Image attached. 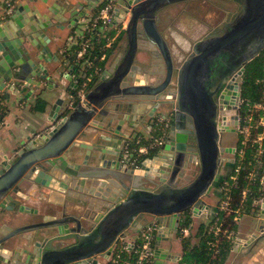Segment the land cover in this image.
Masks as SVG:
<instances>
[{"label": "water", "instance_id": "1", "mask_svg": "<svg viewBox=\"0 0 264 264\" xmlns=\"http://www.w3.org/2000/svg\"><path fill=\"white\" fill-rule=\"evenodd\" d=\"M181 1L188 0H121L123 6H115L111 18L114 26L127 20V48L113 71L106 69L102 75H109L101 76V82L83 98L73 96L71 89L77 88V82H70L68 94L73 106H64L63 99L56 98L47 125L0 162V264H102L99 259L109 260L127 233L135 241L140 231L156 223L158 241L168 222L175 233L184 212L201 215L213 207L203 200L218 177L217 106L213 97L229 77L233 81L241 76L245 65L264 49V0H238V10L229 20L194 40L179 66L174 91L167 92L172 56L156 21L163 7ZM71 6L64 22L76 31L79 18L85 15L79 14L78 3ZM94 6L91 3L87 8ZM23 9L22 4L16 6L0 22L1 115L7 112V104L20 101L26 90L28 95H41L72 81L75 68L67 55L60 60L51 52L47 35L39 43L33 36L35 31L40 34L51 26L63 29L65 25L51 17L40 26L24 27L19 17ZM3 26L10 31L6 33ZM139 33L151 48L139 46ZM139 50L146 52L150 61L159 56L165 76L137 80L135 57ZM142 69L151 75L157 73ZM166 112L172 114V120L164 129ZM182 118L188 119L187 125ZM138 127L150 131L155 127L162 140L131 164L124 151L132 150ZM188 133L194 135L192 146L187 144ZM187 147L195 150L200 170L189 183L179 185L187 166L181 158ZM22 184L64 188L75 213L67 212L69 201L62 202L61 209L51 208L39 221L9 226L4 222H9L7 212H38L17 200L22 196ZM86 205L93 208L91 213L85 212ZM261 207L259 219L264 218V198ZM145 216L150 221L143 223ZM259 231L249 240L264 238L262 225ZM24 232L33 235L22 246L4 247ZM159 252V248L154 249V258Z\"/></svg>", "mask_w": 264, "mask_h": 264}, {"label": "crops", "instance_id": "2", "mask_svg": "<svg viewBox=\"0 0 264 264\" xmlns=\"http://www.w3.org/2000/svg\"><path fill=\"white\" fill-rule=\"evenodd\" d=\"M100 1L101 0H46L45 2L43 0H0V13L5 11L7 4L11 5L12 7L10 13H12L16 6L22 4L26 7V9L21 11L19 17L24 27H30V25L40 26L41 24H44V22L48 21L51 17L57 18L61 24L63 23L65 25L63 29L51 26L46 31H44V33L41 32L39 34V32H33V36L35 42L39 43L43 42L44 36L47 35L49 38L48 42H46L47 46L51 52L56 54L58 59L61 60L63 59L64 55H67L68 58L71 54L74 56L75 50L78 47L77 44L80 39L82 32L81 30H83L85 24L88 23L92 14L96 11ZM215 1L216 0L181 1L169 4L161 9L162 11H160V13L157 15V27L163 34L168 46H170L173 56L181 58L182 54L179 53V48H177V45L172 44L169 41L170 36L180 39L181 37L179 36V33L183 35L189 33L191 37H193V31H199L200 36H196L195 38H200L208 31L216 28V26L219 25V22L223 23L227 21L226 19L222 20L223 17L225 18L224 15L228 13L233 15L239 7L238 0H219L221 3L225 4L224 6L220 7L215 4ZM77 3L81 6L79 14L85 16L83 18H79L80 25L77 26L75 31L73 27L67 28L64 21L69 18V12L66 10L67 7ZM91 3H93L95 6L91 9H88L87 6ZM180 3H184L185 6H183V9L182 6H176ZM115 6L122 7L123 2H121V0H117ZM47 7L53 12H49ZM70 8H72V6ZM191 10L193 11V15H191ZM228 10L232 11L229 12ZM220 15L223 16L220 17ZM168 17L171 18V20L170 23L167 24ZM113 23L114 22L111 18V25H113ZM126 23L127 20L121 21L119 26L113 30L114 34L112 37H115L119 33L120 35H118L117 38L120 36V39L118 40L111 54L106 59L103 69L96 71V79L92 86L86 89V91L99 84L101 82V76L106 78L107 75H109V73L102 75L106 69H109L110 72H112L114 66L118 64L123 52L127 48V36L125 32ZM3 27H5L4 31H6V33L10 31V28L7 26ZM138 43L142 48H151L150 44L144 42L140 35L138 38ZM180 43L184 49L188 47L186 40L180 41ZM109 46H111V44ZM69 60L71 59L69 58ZM162 63L163 61L159 56L152 58V61H150L146 52L139 50L135 57V64H137L139 68V70L137 68L135 72L136 79L146 81V79L150 78H152V80H154L155 77L159 78V76L163 73ZM82 64H84V62ZM73 65L75 68L71 77L72 81L66 80L62 85L59 86L58 89H55L52 92L42 93L41 95H38L37 93L28 95L26 90L23 98L20 101L7 104V112L3 115L0 114V162L5 156H12L14 152L21 148L22 142H26V139L32 136L34 132L41 130L47 125L49 122L48 112L52 104H54L56 98L61 97L63 99L64 106L67 104H69L70 108L73 106L70 105L68 94V89L71 87L70 82H77L78 84V79L81 78V74L84 72L82 70L79 71L80 69L78 70L77 66L79 63L77 61L76 63L74 62ZM142 68H147L151 71L156 70L157 73H155L156 75H151L150 73L143 71ZM89 76L91 77V75ZM14 98L15 97H12L11 99L14 100ZM37 100H43L45 102L43 111L37 109ZM71 101L74 102V100ZM38 106H40V104H38ZM61 108H63V106ZM158 114L159 113H157V116H159ZM138 130V133L133 134L134 140L141 139L142 142H146L150 138L160 137V133L157 131V129H155V127H153L151 131L148 127H138ZM136 146V143L132 144V148H135ZM65 191L66 190L64 188H59L58 186H56V188L50 189L45 187L38 188L35 186L27 187L25 184H22L20 191L22 196H20L21 198H18L17 200L22 202L24 205H27L33 209H37L38 212L36 214L7 212L6 214L9 222L7 220L4 222H6L11 227H15L24 223L39 221L44 214L49 212L51 208L61 209L60 204H62V202L67 203L68 201L71 204L67 205V212L71 214L75 213V208L72 206L73 200H69V195L66 194ZM85 208V212L87 211V213H91V210L93 209L88 207V205H86ZM142 221L143 223L148 222L150 221V218L145 216L143 217ZM169 223L170 222L166 224L163 237L160 240L156 241V234L154 236V249L159 248L160 252L156 258H153L152 264H177V261L181 255L180 239L176 238L175 234L171 233L169 229ZM31 235H33L32 232H24L14 236L11 238V240H9L10 245H6L4 247L9 249L13 248L14 246H22ZM130 235L131 233H127L124 240H130ZM99 261L102 264H105L100 259Z\"/></svg>", "mask_w": 264, "mask_h": 264}, {"label": "built area", "instance_id": "3", "mask_svg": "<svg viewBox=\"0 0 264 264\" xmlns=\"http://www.w3.org/2000/svg\"><path fill=\"white\" fill-rule=\"evenodd\" d=\"M11 5L7 4V8L4 12L0 13V22L9 15L11 12ZM115 8V0H101L98 8L92 14L88 23L85 24L83 30H81L80 39L78 41V51L76 52V58H81L86 54L87 50L91 48L93 44V38L98 40L105 36V33L110 30L111 16ZM123 21V20H122ZM113 38H107L106 46L111 44ZM83 79L77 90L76 97L83 98L86 93L87 85L91 80V77L83 72L81 74ZM263 94L262 98L254 103H250L247 100L240 98L239 106L241 107V115L238 120L237 132L239 135V141L236 149V160L232 170L221 184L220 198L221 203L217 206V209L212 207L210 210L211 216L217 215L222 212V219L218 218L213 222V225L209 227L217 240L226 238L234 241L233 229L226 230L221 233L223 222L229 218L231 225H236L239 222L240 211L246 212L243 206L246 207V200L249 195L251 198V213H260L262 207V200L264 198V64H263ZM74 97H72L73 99ZM73 105V102H70ZM162 138H150L146 142H142L141 139L136 140V147L129 149L126 148L124 154L129 157L131 164H136L138 159L147 154L151 148L156 147L161 143ZM133 151V153H132ZM132 156V157H131ZM233 188L239 189L238 204L233 206ZM208 211H204L207 216ZM213 211V213H212ZM249 211V212H250ZM245 214V213H244ZM232 215V216H231ZM231 216V217H230ZM264 220V218H262ZM218 220V221H217ZM227 221V220H226ZM188 228L185 227L181 230L183 234L188 233ZM157 224L151 223L145 227L138 234L139 243L135 249L136 258L133 261L125 260L124 264H152L154 258V236L156 234ZM123 249H130L133 247L134 241L119 240ZM242 244V243H241ZM233 246V242H231ZM232 246L230 251L232 250ZM116 247V246H115ZM114 262L115 259L113 260Z\"/></svg>", "mask_w": 264, "mask_h": 264}, {"label": "trees", "instance_id": "4", "mask_svg": "<svg viewBox=\"0 0 264 264\" xmlns=\"http://www.w3.org/2000/svg\"><path fill=\"white\" fill-rule=\"evenodd\" d=\"M98 8V6H97ZM119 26V25H118ZM117 27L113 26L110 28L108 32L105 33V36L96 40L93 38V44L90 49L87 50L86 54L81 58H76V52L79 47L76 48L74 56L71 54L69 58L72 60L71 62L76 61L79 63L77 66L79 71H84L87 75H91V80L87 85V89L92 86L93 82L96 79V71L103 69L105 65V61L108 56L111 54L115 45L117 44L119 37L114 40L111 46H106L107 38L113 36L114 29ZM120 35V34H119ZM84 62V64H82ZM263 64H264V49L252 60H250L244 67V71L242 74V81L240 85V96L241 99L247 100L250 103H254L259 101L262 98L263 92ZM83 65V66H82ZM84 67V68H83ZM77 70V71H78ZM83 79H78V84L76 89H71V92L74 97H76L77 90L80 87ZM37 109L40 111L44 110L45 102L43 100H37ZM40 104V106H38ZM233 206L238 204L239 199V189L233 188ZM252 195H249L246 200V207L243 206V209H246V212L250 211ZM232 216V215H231ZM230 216V217H231ZM212 219L210 223L215 222L222 219L223 213L219 212L215 216H211ZM217 220V221H218ZM227 220V219H226ZM228 221L229 218H228ZM191 223V215L190 212H184L179 221L178 230H181L185 227H189ZM209 227L207 225L201 223L198 226L196 235L198 237V241L196 243H192L191 240L187 237L180 236L181 243V255L177 261V264H225L228 255L231 249V241L226 238H221L219 240L216 239L214 234L209 231ZM229 229H236V225L229 226ZM139 243V239L137 238L134 241V245L130 249H123L119 244L114 248V251L111 255V258L105 262V264H124L125 260L133 261L136 258L135 249ZM115 259L116 262L113 260Z\"/></svg>", "mask_w": 264, "mask_h": 264}, {"label": "flooded vegetation", "instance_id": "5", "mask_svg": "<svg viewBox=\"0 0 264 264\" xmlns=\"http://www.w3.org/2000/svg\"><path fill=\"white\" fill-rule=\"evenodd\" d=\"M116 3H117V0H115V5H116ZM160 11H162V10H160ZM160 11H159V13H160ZM231 15L232 14L230 13V18L232 17ZM113 26L114 25H112V27ZM115 27H117V26H115ZM214 30H215V28L213 30L208 31L207 33L214 31ZM118 35H119V33L115 37H112V36L110 37V38H113L111 40V44L114 42L115 39H117ZM139 35L141 38L143 37L141 35V33H139L138 36ZM184 36L185 35H183V37ZM182 40L184 41L185 39H182V38L178 39L177 37L175 38L173 36H170V38H169V41L172 44L177 45V48H179L178 49L179 53H181V54H183V52H184V49L182 52V49L180 47V45H181L180 41H182ZM168 47H169V50H170V53L172 56L173 68H172V73H171V80H170L168 86L166 87V91L167 92H173L175 87H176V81H177L176 79H177L179 66L182 64L183 60L188 56L190 51L187 54L184 53V55H182L181 58H177V57L173 56V53L171 52L172 50H171L170 46H168ZM163 72H164V69H163ZM163 74L165 76L166 72ZM155 78L158 79L157 77H155ZM241 78H242V75L236 76L234 78V80L232 81L233 77L232 76L229 77L228 81L223 85L221 90H219V92L213 97V99L216 103V106H217L215 118H216L217 129H218L217 144H218V148H219V150H218L219 151L218 152L219 153L218 154V177H217V180L214 182L213 187L220 185V183H222L226 179V177L228 176V174L232 170L233 165H234L235 160H236V149H237V145H238V141H239V135L237 132V125H238L239 117H240L241 112H242L241 107L239 106V100L241 98V96H240V85H241V81H242ZM236 86H237V91H235ZM172 99L175 100V97H173ZM172 106H173V103L169 104L167 106L168 111H169V109L172 108ZM235 118H237L236 119L237 125L234 124ZM171 120H172V114H170L169 112L168 113L166 112L165 117L163 119V123H162V126L164 127V129L166 127L170 126ZM181 121L185 125H187V123H188L187 118H182ZM191 122L193 123V119ZM193 140H194V135L188 133L187 134V144L191 145L194 142ZM181 158H184V160H185L184 162L186 163L187 166H186V169L183 168L184 174L181 178H179V185H185V184L189 183L199 172L200 162H199V159L196 155L195 150L192 147L191 148L187 147L184 150Z\"/></svg>", "mask_w": 264, "mask_h": 264}, {"label": "rangeland", "instance_id": "6", "mask_svg": "<svg viewBox=\"0 0 264 264\" xmlns=\"http://www.w3.org/2000/svg\"><path fill=\"white\" fill-rule=\"evenodd\" d=\"M216 5L220 6H224V3H221V1L217 0L215 1ZM218 3V4H217ZM176 6L180 7L183 6L184 3H180L177 4ZM189 6V5H188ZM226 7L228 8V6L226 5ZM189 8V7H187ZM193 9V8H191ZM192 11V10H191ZM229 11V10H228ZM232 10H230L229 12H231ZM191 15H193V11L191 12ZM223 15H220V17H222ZM225 18L223 17L222 20L226 19L229 20L230 18V13L224 15ZM171 18L168 17L167 19V24L170 23ZM221 20V21H222ZM222 22H219V24ZM166 24V25H167ZM218 25V24H217ZM170 27V26H169ZM164 28V27H161ZM164 32V29H163ZM167 35V34H166ZM183 34L179 33V36L182 39H185L186 42L188 43V47L186 49H184V47L181 45V49L184 52L182 55L187 54L190 50H191V45L193 43V41L196 39V36H200V32L199 31H193L192 36L189 33L185 34V38L182 36ZM197 37V38H198ZM183 41V40H182ZM221 184L218 186H215L212 188L211 192L209 195H206L203 197V200L206 203H209L210 206H213L215 209H217V206L220 205L221 203V198H220V192H221ZM209 212V215L207 216V214L205 212H203L201 215L200 213H196L195 215L190 213L191 215V223L190 226L188 228V233L187 234H183L182 232H179V230L177 229L175 231V237L180 239V236H184L187 237L191 240L192 243H196L198 241V237L196 235L198 226L203 223L205 225L211 226L213 225V223L211 221L212 217H211V212ZM245 213V214H244ZM240 219H239V223L236 224V229L234 231V239L236 240V243L233 242V246H232V250L230 251L228 258L225 262V264H264V238L259 239V240H249L250 236L252 234L254 235H258L260 234L259 231V227L262 225L264 228V220L261 218H258V214L257 211L251 213L250 212H244V211H240ZM229 226H231V221H227L225 220L223 222V226L221 228V233L225 232L226 230H229ZM224 238V237H223ZM120 242L118 241L117 244H119ZM242 243V244H241ZM117 246V245H116ZM100 260L105 263L107 260L100 258Z\"/></svg>", "mask_w": 264, "mask_h": 264}]
</instances>
